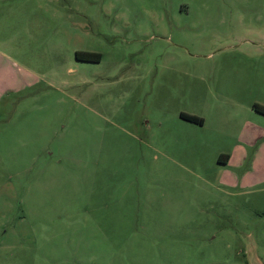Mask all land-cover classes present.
Listing matches in <instances>:
<instances>
[{
    "label": "rangeland",
    "instance_id": "obj_1",
    "mask_svg": "<svg viewBox=\"0 0 264 264\" xmlns=\"http://www.w3.org/2000/svg\"><path fill=\"white\" fill-rule=\"evenodd\" d=\"M2 50L0 264H264V148L218 161L264 127V0H0Z\"/></svg>",
    "mask_w": 264,
    "mask_h": 264
},
{
    "label": "crops",
    "instance_id": "obj_2",
    "mask_svg": "<svg viewBox=\"0 0 264 264\" xmlns=\"http://www.w3.org/2000/svg\"><path fill=\"white\" fill-rule=\"evenodd\" d=\"M9 20H7V17L3 20L5 23H8V21L10 22L9 24H15L17 23V20H13L12 17H8ZM90 52H94V51H90ZM5 57V52L2 50L0 51V57ZM7 56V55H6ZM15 91V90H13ZM11 91V92H13ZM2 95H0L1 98ZM264 106V105H262ZM261 113V112H260ZM262 115H264V113H261ZM264 117V116H263ZM196 124V122H195ZM197 125L200 126V128L196 129L195 131H191L188 135V139H190L187 143L189 145H205L208 142V135L206 134L203 130H201V128L205 125V119L202 118V122L198 123ZM254 126V125H253ZM204 129V128H202ZM255 131L251 132L250 135H252L251 137H244L243 134V130L240 131V133L234 138V142L232 143V146L230 148L229 151L226 152H221L220 155L226 154L227 157L223 156L221 158V164L225 167V174L224 176L220 179L222 184H234L233 182L239 180L235 175H233V173L230 171L231 175L230 178H232L233 180H230L229 178H226L227 176V170L229 168L233 169H237L240 168L241 166L244 165H248L250 166V169L252 171V173L250 174V179H248V181H250V184L253 183L254 181H256L254 179L255 174L253 173V166H255V163L257 162V153L256 151H254V153L251 154L250 158H248L247 153L244 152V155L242 156L241 160L236 162V156L237 153L241 155V153H243L244 150V145H250V146H256L255 149H259V148H264V127H261L257 124H255ZM191 135V136H190ZM250 172V171H249ZM249 184V183H248Z\"/></svg>",
    "mask_w": 264,
    "mask_h": 264
},
{
    "label": "trees",
    "instance_id": "obj_3",
    "mask_svg": "<svg viewBox=\"0 0 264 264\" xmlns=\"http://www.w3.org/2000/svg\"><path fill=\"white\" fill-rule=\"evenodd\" d=\"M75 57L78 60H85V61H98L101 58V54L98 52H90V51H76L75 52ZM253 108L261 113H264V106L260 105V104H253ZM180 116L186 120H190V121H194L197 123H201L202 122V118L194 115V114H190V113H185V112H181ZM227 157L226 154L220 155L218 157V161L221 162V157Z\"/></svg>",
    "mask_w": 264,
    "mask_h": 264
},
{
    "label": "water",
    "instance_id": "obj_4",
    "mask_svg": "<svg viewBox=\"0 0 264 264\" xmlns=\"http://www.w3.org/2000/svg\"><path fill=\"white\" fill-rule=\"evenodd\" d=\"M252 264H257V263H252Z\"/></svg>",
    "mask_w": 264,
    "mask_h": 264
}]
</instances>
